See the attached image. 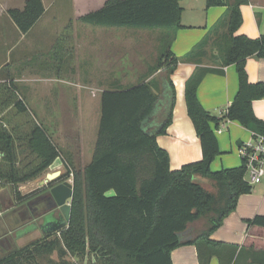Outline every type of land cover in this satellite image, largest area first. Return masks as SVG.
Here are the masks:
<instances>
[{"label":"trees","instance_id":"trees-1","mask_svg":"<svg viewBox=\"0 0 264 264\" xmlns=\"http://www.w3.org/2000/svg\"><path fill=\"white\" fill-rule=\"evenodd\" d=\"M248 2L207 0V8L223 6L225 11L183 56L171 49L176 32L184 27L181 0H106L102 7L79 18L100 27L161 28L160 55L146 76L159 71L160 77H144L137 84L102 92L92 160L84 167L74 165L67 172L68 176L73 174L74 186L69 225L59 235L47 234L15 249L0 258V264H42L38 257L54 251L61 257H86L88 264H173L172 251L186 244L197 247L199 264H210L213 256L219 257V264H240L243 258V264L264 263V250L238 249L211 239V234L236 209L239 197L253 189L244 179L243 163L212 170L213 161L221 153L212 125L230 119L264 133V121L255 115L252 106L255 99L264 97V82H250L246 71L248 57H264V34L255 38L237 34L243 21L241 6ZM44 12L43 0H26L23 9L8 10L23 33ZM209 46L217 50L211 62L221 67L202 65ZM180 62L196 63L185 82V101L203 156L172 169L170 155L158 144L157 136L166 134L173 120L176 87L171 76ZM229 65L236 67L239 88L227 112L218 117L202 106L198 87L207 73H223V67ZM15 92L13 84H0L5 104L15 103L20 112H27ZM21 140H26L27 149L36 158L27 167L16 164V141ZM0 150V188L11 185L19 203L38 200L48 193L47 187L27 195L19 190L21 183L40 177L61 156L44 127L33 123L28 133L17 135L15 128L0 121ZM63 177L58 178L59 182L66 179ZM206 180L218 187L220 199L203 186ZM202 218L204 227L184 238L192 224ZM249 223L264 227V215H257Z\"/></svg>","mask_w":264,"mask_h":264},{"label":"crops","instance_id":"crops-1","mask_svg":"<svg viewBox=\"0 0 264 264\" xmlns=\"http://www.w3.org/2000/svg\"><path fill=\"white\" fill-rule=\"evenodd\" d=\"M99 1H87L91 7L96 6V8H91L86 12L79 10L80 6H78V19L85 13L102 7L106 0H101L102 4L100 6L98 5ZM206 1L182 0V3L186 2V5L189 6L190 11H184L182 18L184 27L176 32L172 42L171 49L177 56H183L198 43L225 11L223 6L207 8ZM43 3L45 6L44 14L27 33H23L9 16L8 10L10 8L23 9L26 0H0V51L7 47V51L10 52V49H12L11 53L14 54L9 60L4 54H0V70L4 67L8 70L5 76L0 75V84L5 83L8 86L13 84L18 100L25 98L24 103L27 108V112H20L15 103L6 105L5 98L0 97V121L9 128H15L16 131L24 134L28 133L29 129L24 128V125H21L22 123L14 121L17 118L14 119L13 113L19 114V116H28V112H37L43 114L45 125L51 129L56 116L62 118L63 114L68 112L69 103L74 102L72 103L76 106L74 112H79L80 116H78L79 122L77 123L79 126L76 125V132L72 141L73 154L70 150L69 153L72 155H84L85 153H88L85 155H91L84 164L78 166L84 167L92 160L97 141L101 120L102 92L112 89H101L98 85H90V90L84 91V81L107 80L115 86L120 85V81L132 78V73L129 65L125 66L123 63L120 65L113 58L110 59L107 54H105L107 55L105 58L98 57L97 52H94L100 44L97 39L83 41L78 34L73 51L75 55L74 62L70 64L65 56L64 48L67 46L57 43L61 30L59 27H56V30L54 33L52 32L48 39L38 37L28 41L29 34L37 26L43 22L45 25V21L50 20L48 16L49 8L45 0H43ZM241 12L243 21L237 34H245L253 38L264 34V0H249L248 3L242 4ZM26 41H28L26 45H23L22 42ZM104 43L106 45L110 44L108 42ZM72 49L73 47H71ZM216 53L217 50L209 46L202 65L212 66L214 63L211 62L210 57ZM84 54L87 56L86 58H84ZM214 65V67H221L220 65ZM195 67L196 63L180 62L172 74L171 78L176 87L173 120L167 128L166 134L157 136L158 144L166 149L170 155V167L172 169H179L184 164L199 161L203 156L201 142L188 115L185 101V82L193 73ZM246 71L250 82H264V57H248ZM52 73H55V75ZM53 80L75 83L77 87H82V90H71L68 87L59 85V83L56 86L51 83ZM92 87H96L95 90ZM238 88V72L235 65H229L223 67V73H207L198 87L197 94L205 109L213 115L221 117L227 112L238 92ZM98 90H100V93L97 92ZM94 106L96 107L94 108ZM252 106L255 115L264 121V97L255 99ZM92 110L96 111L98 115L93 119L94 137L88 141L90 134L89 122L92 120L89 117ZM10 112L12 114L9 118H6V114ZM224 120L225 123L221 131H217V126L212 125L221 150L219 155H222L220 163L217 160L213 161L211 167L214 171L240 166L242 158L239 147L243 142L248 141L255 131L236 120ZM59 134L62 136L61 138L66 137L62 127ZM18 148L21 152L19 159H25L29 155L28 150H22L24 148L23 143H18ZM28 162H25V165ZM54 167L56 168L54 171L60 170L63 174L64 164L61 156L49 168ZM72 175L71 173L69 179L73 177ZM42 181L43 178H38L21 183L19 190L25 195L28 192L45 187L41 185ZM7 188L0 189V237L4 233L8 235L15 232L13 240L18 241L33 238L40 232L44 235L54 233L50 232V221L46 218L48 210L54 204L52 198L45 195L36 201L34 200L31 204L26 203V205L17 206L15 209L14 204L16 201L10 192H7ZM257 215H264V187H253L252 192L242 194L238 199L236 209L211 234V239L237 246L238 249L264 250V227L249 223V220ZM55 217L60 219V213H56ZM199 220L195 221L192 224L193 226L184 233V238L191 236L204 227V225L199 226V228L194 227V224ZM45 225L49 228L45 229ZM12 226H14V230ZM6 238L12 240L11 235L10 237L6 236ZM2 248H4V245H0V249ZM224 255L228 261L230 259L229 253L226 251ZM172 261L173 264H199L197 247L193 244H186L174 249L172 251ZM245 261L246 259L243 258L240 264ZM219 262V257L213 256L210 264H219Z\"/></svg>","mask_w":264,"mask_h":264},{"label":"rangeland","instance_id":"rangeland-1","mask_svg":"<svg viewBox=\"0 0 264 264\" xmlns=\"http://www.w3.org/2000/svg\"><path fill=\"white\" fill-rule=\"evenodd\" d=\"M87 1L90 0H45L46 5L49 8L48 11V16L50 17L49 21H45L37 26L28 36V41H31L33 39H36L38 37H50L52 35V32L56 30V27H59L61 30L59 32V36L57 39V43L60 45H65L67 46L64 48L66 52V60L67 62H70V64H73L75 55L73 53L74 51V45L76 44V37L78 35L81 37V40L87 41L90 39H97L100 44L98 47L94 50V52H97L98 57L100 58H105L108 57L111 59L113 58L117 63H123L126 65H129L130 71H131V76L132 78L128 80H123L120 81V85H111L110 81L107 80H99V81H84L85 86H84V91L90 90V85L95 86L98 85L99 88H115L116 86H131L134 84L139 83L141 80H143L144 77L147 76V73L149 72L150 67L156 65L159 55H160V39L163 36L162 29L161 28H155V29H147V28H109V27H96V26H91L88 25L80 19H78V6H80V9L82 12H86L90 10L91 8H96V6H90ZM207 2V1H206ZM102 4L101 0L99 1L98 5L100 6ZM181 5L183 7V12H182V18H183V13L189 12L190 8L188 5H186V2L182 3L181 0ZM54 15V18H53ZM55 19V20H54ZM78 34V35H77ZM22 42L23 45H26L28 42ZM104 42H108L110 44L106 45ZM71 47L73 49L71 50ZM7 51V47L0 51V54H4L8 60L14 56L13 53ZM107 54V55H105ZM87 56L84 54V58ZM8 73V70L4 67L3 69L0 70V75L5 76ZM159 71L155 72L153 75L148 76L146 78H152L156 77V79H159L160 77ZM55 75V73H52ZM57 77V76H56ZM51 83L57 86L63 85L64 87H68L71 90H78L81 89L82 87H77L75 83H68L67 82H60L57 80L51 81ZM114 86V87H113ZM96 87H92V89ZM91 89V90H92ZM97 92L100 93V90ZM68 93V92H67ZM69 96V94H68ZM23 97V96H22ZM18 98V96H17ZM24 98V97H23ZM25 102V98L23 99ZM70 102L68 108V112L63 114L62 118H56L53 121L51 129L45 125L43 121V114L42 113H33V112H28V116H19V114L13 113V117H15L14 121H18L22 123L21 125L24 128H30L33 123L38 124L47 131V133L50 135L52 138L53 142L57 144L61 151V159L64 164V171L62 176H65L63 178H69L71 174L68 176L67 172L72 170L74 165L76 167L81 166V164L85 163L87 159L90 158L91 155H85L88 153H85L84 155H72V149L73 147L72 141L74 138V134L76 132V127L79 126L77 123L79 122L78 116H80L79 112H74V109L76 106H74ZM96 106H94L95 108ZM12 113L6 114V118H9ZM90 119H92L89 122V137L88 141H90V138L94 137V129H93V119L98 115L96 114V111L92 110L90 113ZM17 116V117H16ZM77 125V126H76ZM57 127V128H56ZM65 131L66 137L61 138L62 136L59 134V130L61 129ZM53 132V133H52ZM17 135H21L19 131H16ZM64 133V132H63ZM64 135V134H63ZM61 138V139H60ZM59 140H62L61 142ZM60 142V143H59ZM18 143H23V149L24 151L28 150L27 148V142L26 140H21V141H16V146H17V161L16 164L19 166H24L27 167L29 165L34 164L36 161V158L30 153L28 150L29 155L26 156L25 159H19L20 155V149L18 148ZM66 143V144H65ZM61 144V145H60ZM20 145V144H19ZM61 148H60V146ZM69 150L71 151L72 154L69 153ZM222 155H218L215 160H217L220 163V157ZM29 161L26 165L25 162ZM56 168H49L46 172H44L40 177L38 178H43L45 179V176L49 172H53ZM36 178V179H38ZM33 179V180H36ZM55 183L59 182V179L54 181ZM203 186L213 192L214 194L217 195V197L220 199V193L218 190V187L214 184L213 181L206 180V182H203ZM4 187H8V191L10 194L14 197V193L12 191V186L11 185H6ZM1 187L0 189L4 188ZM46 187V186H45ZM254 187H264L263 184H257ZM34 191V190H33ZM31 191V192H33ZM28 192L27 194L31 193ZM25 194V195H27ZM24 195V194H23ZM42 198V197H41ZM16 201V200H15ZM34 201V199H29L28 201H24V203H19L15 202L14 208L16 209L17 206L21 205H26V203L31 204ZM36 201V200H35ZM9 210V209H8ZM5 213V212H4ZM7 213V212H6ZM37 213V212H36ZM5 215V214H3ZM3 217V216H2ZM205 219L202 218L199 220V222H196L194 227L199 228L204 225ZM193 226V225H192ZM12 229L14 230V226H12ZM56 233V232H54ZM60 232H58V235ZM12 236L11 238H6V236ZM15 235V232L12 234L6 235V233L1 235L0 239V245L3 246L4 248L0 249V258L3 256L11 253L17 248L24 247L25 245L29 244L32 241L38 240L44 236L42 232L40 234H37V236H34L33 238H28L25 240H18L14 241L13 237ZM38 261H40L42 264H66V262H70L72 264H88L89 259L88 258H83L82 256H77L74 257L72 255H66L61 257L58 253V251H54L52 254H43L38 257Z\"/></svg>","mask_w":264,"mask_h":264},{"label":"water","instance_id":"water-1","mask_svg":"<svg viewBox=\"0 0 264 264\" xmlns=\"http://www.w3.org/2000/svg\"><path fill=\"white\" fill-rule=\"evenodd\" d=\"M2 156L3 153L0 150V158ZM61 175L60 170L49 172L46 174V177L41 184L49 188L46 195L54 200V204L48 210L46 215V218L50 221V232H59L61 229L67 227L71 220V201L74 195L73 180L66 178L59 183H55L54 181ZM57 210L60 213V219L55 217Z\"/></svg>","mask_w":264,"mask_h":264},{"label":"built area","instance_id":"built-area-1","mask_svg":"<svg viewBox=\"0 0 264 264\" xmlns=\"http://www.w3.org/2000/svg\"><path fill=\"white\" fill-rule=\"evenodd\" d=\"M224 123L225 120L221 121L216 130L221 131ZM239 153L246 168L244 179L253 187L264 185V133L255 130L251 138L240 145Z\"/></svg>","mask_w":264,"mask_h":264},{"label":"flooded vegetation","instance_id":"flooded-vegetation-1","mask_svg":"<svg viewBox=\"0 0 264 264\" xmlns=\"http://www.w3.org/2000/svg\"><path fill=\"white\" fill-rule=\"evenodd\" d=\"M56 213H59L58 210L56 211ZM55 213V214H56ZM58 219V218H57ZM50 227V226H49ZM48 226L45 225V229H48L49 228Z\"/></svg>","mask_w":264,"mask_h":264}]
</instances>
